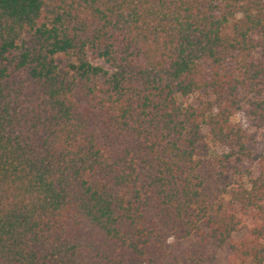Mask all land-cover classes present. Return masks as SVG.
Segmentation results:
<instances>
[{"label": "trees", "instance_id": "obj_1", "mask_svg": "<svg viewBox=\"0 0 264 264\" xmlns=\"http://www.w3.org/2000/svg\"><path fill=\"white\" fill-rule=\"evenodd\" d=\"M238 112L264 128V0H0V264H264ZM209 140L257 163L223 210Z\"/></svg>", "mask_w": 264, "mask_h": 264}, {"label": "rangeland", "instance_id": "obj_2", "mask_svg": "<svg viewBox=\"0 0 264 264\" xmlns=\"http://www.w3.org/2000/svg\"><path fill=\"white\" fill-rule=\"evenodd\" d=\"M95 63V62H94ZM202 92H196L183 98V103H195L196 99L202 96ZM231 124L241 126L248 135L247 145L256 153H264V128H255L251 126L249 120L241 112L236 113L231 118ZM202 131L207 134L208 129L203 127ZM225 151L224 147L218 143L208 141L205 153L200 157L198 173L202 179V194L206 200L213 205L215 209L223 210L231 202L230 191L236 185L242 183L249 186L250 181L258 174L256 162L244 161L237 167H223L219 162L221 154ZM174 237L168 236L166 239V248L169 250ZM210 253L218 261L219 250L215 245L210 246Z\"/></svg>", "mask_w": 264, "mask_h": 264}]
</instances>
